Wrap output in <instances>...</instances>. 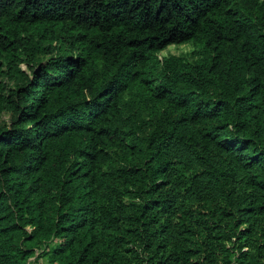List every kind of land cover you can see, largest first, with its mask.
Instances as JSON below:
<instances>
[{
    "label": "trees",
    "instance_id": "1",
    "mask_svg": "<svg viewBox=\"0 0 264 264\" xmlns=\"http://www.w3.org/2000/svg\"><path fill=\"white\" fill-rule=\"evenodd\" d=\"M41 256L264 264V0H0V264Z\"/></svg>",
    "mask_w": 264,
    "mask_h": 264
},
{
    "label": "rangeland",
    "instance_id": "2",
    "mask_svg": "<svg viewBox=\"0 0 264 264\" xmlns=\"http://www.w3.org/2000/svg\"><path fill=\"white\" fill-rule=\"evenodd\" d=\"M191 48L190 44L187 42L184 43H170L167 44L164 48H162L161 50H159L158 54L159 55H165L168 53H179V54H184L186 53L189 49ZM2 117H5V114L2 115ZM31 262L29 264H37L35 262H33V258L30 257ZM40 260V264H45L46 263V259L45 257L41 256L39 258Z\"/></svg>",
    "mask_w": 264,
    "mask_h": 264
}]
</instances>
